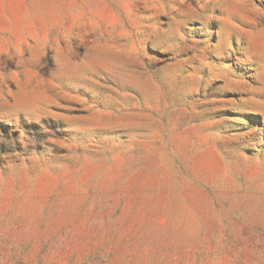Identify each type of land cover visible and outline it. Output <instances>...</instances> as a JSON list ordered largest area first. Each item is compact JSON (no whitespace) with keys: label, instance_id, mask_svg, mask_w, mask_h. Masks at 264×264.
Masks as SVG:
<instances>
[{"label":"rangeland","instance_id":"rangeland-1","mask_svg":"<svg viewBox=\"0 0 264 264\" xmlns=\"http://www.w3.org/2000/svg\"><path fill=\"white\" fill-rule=\"evenodd\" d=\"M0 264H264V0H0Z\"/></svg>","mask_w":264,"mask_h":264}]
</instances>
